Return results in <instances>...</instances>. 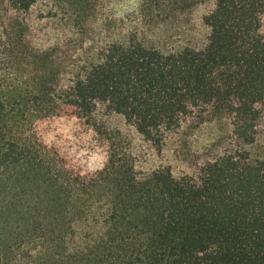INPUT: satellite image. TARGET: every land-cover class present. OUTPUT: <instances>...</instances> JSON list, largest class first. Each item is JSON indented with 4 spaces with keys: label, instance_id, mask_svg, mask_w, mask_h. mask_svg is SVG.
Listing matches in <instances>:
<instances>
[{
    "label": "trees",
    "instance_id": "16d2710c",
    "mask_svg": "<svg viewBox=\"0 0 264 264\" xmlns=\"http://www.w3.org/2000/svg\"><path fill=\"white\" fill-rule=\"evenodd\" d=\"M0 264H264V0H0Z\"/></svg>",
    "mask_w": 264,
    "mask_h": 264
}]
</instances>
